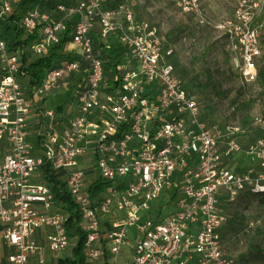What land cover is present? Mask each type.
Returning <instances> with one entry per match:
<instances>
[{
    "label": "built area",
    "instance_id": "built-area-1",
    "mask_svg": "<svg viewBox=\"0 0 264 264\" xmlns=\"http://www.w3.org/2000/svg\"><path fill=\"white\" fill-rule=\"evenodd\" d=\"M18 1L0 0V246L11 248L0 264H56L76 243L65 227L69 214L41 181L46 164L79 212L82 264H234L222 246L223 204L245 192L264 198V137L243 143L246 127L206 119L166 58L173 49L164 48V35L126 1H58L50 12L38 5L27 11L24 32L38 34L31 56L46 55L69 22L68 45L79 52L68 51L26 91L18 79L23 50L1 36L2 19ZM171 1L208 23L200 0ZM263 11L264 0H236L232 15L214 24L246 83L257 77ZM111 41L120 62L104 86L98 45L110 50ZM64 79L76 82V108L62 128L50 122L38 131L34 145L30 122L59 116L43 102ZM251 124L264 130V116ZM100 180L109 184L92 195Z\"/></svg>",
    "mask_w": 264,
    "mask_h": 264
},
{
    "label": "rangeland",
    "instance_id": "rangeland-1",
    "mask_svg": "<svg viewBox=\"0 0 264 264\" xmlns=\"http://www.w3.org/2000/svg\"><path fill=\"white\" fill-rule=\"evenodd\" d=\"M125 1L138 19L147 20L164 35L173 49L168 60L173 63L176 75L183 81L188 93L205 106L209 119L242 125L253 116H264V87L241 81L232 69L224 36L214 27L215 23L232 15L236 0H200L208 20L203 25L198 24L192 15L182 13L171 0ZM256 24L264 51V11ZM68 46L64 50L67 53ZM70 49L72 55L79 52L74 44ZM18 79L25 89L27 78ZM75 83L74 80L60 83L47 96L44 106L64 118L69 117L76 108ZM36 133L30 131L28 138L34 145ZM257 136L264 137V130L253 124L241 140L248 143ZM38 175L39 172H36V181ZM242 194L230 205L223 204L230 226L223 232V250L225 255L233 258L234 264H257L264 259V201L257 195ZM167 211V208L163 210V214ZM249 222H253L251 227H248Z\"/></svg>",
    "mask_w": 264,
    "mask_h": 264
},
{
    "label": "trees",
    "instance_id": "trees-1",
    "mask_svg": "<svg viewBox=\"0 0 264 264\" xmlns=\"http://www.w3.org/2000/svg\"><path fill=\"white\" fill-rule=\"evenodd\" d=\"M58 1L66 2L72 0H49L48 2H45L44 0H19L15 5V10L2 19V38L5 39L7 45H9L10 47H19L23 50L22 65L20 68V72L18 73V77L27 78V84L25 87L26 91L37 88L41 84L46 71L52 67L58 66L61 62V58L64 59L67 57H71L67 52L64 51L70 41L69 34L72 29V25L70 22L65 25V28L61 32L59 41L50 47L48 53L36 58L31 56L30 46L38 38V34L26 35L21 25V19L23 15L34 6L38 5L42 10H48L50 12L53 4ZM121 1L125 0H116L114 3ZM116 44L117 43H115V41H113V43L111 41L112 48L110 50L101 48V45H98L102 57L106 60L104 65V86L108 85L112 81H115L114 77L117 72L115 66L120 62V48ZM164 45L166 46L165 48L170 46V44L167 43L166 39ZM171 55L166 56V58L169 59ZM66 80L67 79H64L63 82H65ZM243 83L251 85L255 84L260 88L264 87V51H262L258 62L257 77L255 81L250 83ZM197 101L199 102V100ZM202 106L204 108V117L206 119H209L205 111V106ZM209 120L218 123L215 120ZM226 123L228 122L218 124L222 125ZM250 125H252L251 118H249L248 122L242 124V126L246 128H248ZM41 181L51 187L55 201L62 204L59 205L60 208L69 214L68 219L65 223L66 231L69 236L76 238V243L71 248L70 255L59 257L56 264H82L84 261L83 245L85 242V234L80 230L79 227L80 215L77 207L74 204L69 192L67 191L65 183L56 178L51 168L47 164L42 168ZM108 184L109 182L101 180L97 181L91 187V194L94 195L96 192L102 190V188ZM245 193H247L245 195H255L249 192ZM241 195L243 196V194ZM241 195L238 198H240ZM261 199L264 201V198L261 197ZM227 204L230 205V203ZM224 229L225 231L226 229H230L229 222H227V224L225 225L223 224L222 226L221 239H223V232H225ZM261 261H264V259L260 260V262Z\"/></svg>",
    "mask_w": 264,
    "mask_h": 264
},
{
    "label": "crops",
    "instance_id": "crops-1",
    "mask_svg": "<svg viewBox=\"0 0 264 264\" xmlns=\"http://www.w3.org/2000/svg\"><path fill=\"white\" fill-rule=\"evenodd\" d=\"M68 47H69L68 51H70V53H71V49H70L71 46H68ZM45 102H46V100L43 102V105L45 104ZM62 116L63 115L61 114L58 117L53 118L52 120L43 119L42 117H40L39 119H32V121L30 122V127H29V136H31L30 135V131L33 132V133L34 132L36 133V132L40 131V128L41 129L42 128L45 129L50 122L52 124H55V127L57 129L62 128L64 126V124L66 123V118L64 119V117H62ZM29 136H28V138H29ZM37 141L38 140L36 138L35 143ZM227 222H229V221H228V217L226 216V222L224 223V225L227 224ZM1 229H2V225L0 224V230ZM224 231H225V229H224ZM222 244H223V239H222ZM0 249H2V252L0 253V262H5L6 261L7 254L11 251V248L8 247V246H2L1 245L0 246ZM64 255L65 254H63V253H59V254H57V258L58 257H61V256H64ZM226 255H228V254H226ZM45 257H46V260H47L48 263H51L54 260V255H50L47 252L45 253ZM261 262H263V261H261Z\"/></svg>",
    "mask_w": 264,
    "mask_h": 264
}]
</instances>
